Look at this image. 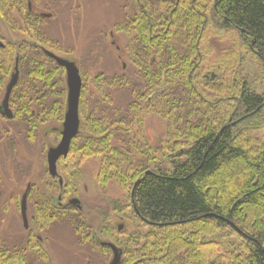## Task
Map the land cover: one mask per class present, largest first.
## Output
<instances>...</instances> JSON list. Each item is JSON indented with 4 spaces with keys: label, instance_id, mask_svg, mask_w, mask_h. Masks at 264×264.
<instances>
[{
    "label": "trees",
    "instance_id": "16d2710c",
    "mask_svg": "<svg viewBox=\"0 0 264 264\" xmlns=\"http://www.w3.org/2000/svg\"><path fill=\"white\" fill-rule=\"evenodd\" d=\"M210 3L219 26L236 30L264 61V0H129L123 20L109 32L111 39L115 33L126 39L128 74L95 71L105 56L101 38L79 63V133L58 162L61 189L53 180L44 187L62 201L78 198L82 167L95 162V186L103 197L111 184L129 190L133 212L148 230L121 243L112 240L124 249L119 264H264V146L250 155L247 146L236 142L233 123L215 127V109L203 104L204 92L196 84ZM36 4L0 0V17L21 35L14 43L0 38V95L16 67L18 82L9 107L29 145L42 126L61 125L65 111L64 70L42 50L63 57L73 53L49 36L52 14ZM117 92L127 96L121 107L114 100ZM238 100L246 115L264 124V95L243 88ZM151 115L161 119L166 131L167 142L157 147L139 135ZM54 136L58 141L59 134ZM177 141L183 148L170 154V167L164 169L169 143ZM29 199L41 207L36 218L46 226L70 223L81 245L89 243L106 255V249L91 242V225L80 212L53 207L34 187ZM101 229L113 239L105 212ZM224 232L240 239L243 250L222 241ZM9 252L0 250V264L24 263L22 249L4 255ZM41 258L48 262L47 256Z\"/></svg>",
    "mask_w": 264,
    "mask_h": 264
},
{
    "label": "rangeland",
    "instance_id": "374dc122",
    "mask_svg": "<svg viewBox=\"0 0 264 264\" xmlns=\"http://www.w3.org/2000/svg\"><path fill=\"white\" fill-rule=\"evenodd\" d=\"M30 2L36 4L35 0H30ZM128 2L129 0H40L36 7L38 10L52 14V18L48 20L49 36L65 47L73 48L72 55L65 58L74 60L79 68V63L85 58L90 45L93 41L101 38L105 47V56L95 71H101L107 75H120L128 74L130 69L124 53L126 39L122 34L117 33L113 34L111 39L109 32L113 31L115 23L123 20L127 11L125 6ZM206 7L208 32L201 42L203 52L196 74V84L199 90L204 92L203 104L215 109L218 122L214 126L220 127L233 123V136L236 142L247 146L251 155L264 146V124L261 123L259 117L244 113L238 100V92L245 88L249 92L264 95V61L250 50L248 42L243 40L236 30L222 29L219 26V19L211 12V3ZM11 17L16 22L14 12ZM20 36L19 33L11 31L7 23L0 17L1 39L14 43L20 39ZM111 41L114 42L113 45ZM122 67H125L124 70ZM1 99L0 95V101ZM126 99L125 93L114 94L115 103L119 107L124 105ZM10 127L11 124L7 125V129L17 142V153L14 158L15 164L10 166L4 164V170L0 171L4 173L3 179L0 180L2 191L0 208L2 204L10 208L7 214H0V221H3L0 224V246L10 248L14 244L16 248L20 249L23 247L21 237L24 231L19 211H16L15 207L12 209L13 206L9 205V195L10 193L14 194L18 205L27 182H30L36 191L40 190L44 183H50L49 177H44L42 169L45 170L47 167V150L58 142L54 131H60L61 125L50 123L41 127L36 141L32 145L24 140L20 125L16 124ZM136 134L138 135L137 131ZM139 135L145 137L152 146L157 147L159 144L167 142L163 122L154 115L145 118ZM169 147L167 157L161 161L164 169L170 167L169 162L172 157L183 148L180 141L170 142ZM43 158L45 167H41ZM28 167L27 173L25 168ZM95 171V162H89L82 167V180L78 196L81 205L80 214L91 225L90 235L96 236L98 241L112 242V240H116L121 243L125 237L146 232L148 228L142 226L139 218L133 212L129 190L124 191L116 184H111L106 189V197H103L104 194L95 186ZM104 212L107 213L109 226L114 232L113 239H109L102 233V213ZM118 224L124 227L117 230ZM4 228H8L9 236L13 235L14 240L4 234ZM72 228L70 223H57L49 232L42 235L50 259L49 264H108L110 262L112 254L108 256L105 252L106 255L102 256V252L92 248L89 243L81 245ZM224 233L226 234H222V236L226 237H223L222 241L229 240L234 244V247L237 245L238 251L243 250L244 243L240 239L227 235L228 232ZM118 246L122 248L121 244ZM31 264H33L32 261Z\"/></svg>",
    "mask_w": 264,
    "mask_h": 264
},
{
    "label": "flooded vegetation",
    "instance_id": "af4514ba",
    "mask_svg": "<svg viewBox=\"0 0 264 264\" xmlns=\"http://www.w3.org/2000/svg\"><path fill=\"white\" fill-rule=\"evenodd\" d=\"M13 73H14V71L10 74V76H9L7 82H6V86L9 83V80H10L11 75ZM6 86H5V88H6ZM4 94H5V89H4V93H3L2 99L0 101V107L2 105ZM8 112H9V116H7L4 112L2 113V110H0V171L4 170L5 165L10 166L12 164L13 165L15 164V159L14 158L16 157V153H17V142L14 139L15 137H13L10 134L9 130L7 129V125L11 124V127L13 125H16L14 123L15 120H14L13 111L9 107V100H8ZM39 132H40V130H39ZM54 132L57 134L59 131H54ZM58 134H59V137H60V133H58ZM59 140H60V138H59ZM59 140H58V142H59ZM60 160L61 159H59L57 161V163H56V172H57V176L56 177L52 178V177L49 176L48 167L45 168L46 172H45L44 169H42L43 170L42 172H44V177L45 176H47V178L49 177V179L53 180V182L57 183L59 185L60 189H61L63 177H62L61 173H59V171H58V162ZM46 164H47V161H46ZM46 164H45V160L43 158V162H42L41 167H43V166L45 167ZM25 169H26L25 172L28 173L29 167L25 168ZM3 176H4V173L0 172V180L3 179ZM43 179H45V178H43ZM44 185H45V183H44ZM44 185L37 192L45 194L47 196V198L49 199V201L51 202L53 207L58 208V209H74V210H76V211L81 213V205H80V203H79V207L77 205H73L72 204L73 200H78L77 197H70V198L66 199L65 201H62V197L60 195H56L54 193H51V192L47 191L46 188L44 187ZM33 187L34 186L30 182H27V184L25 186V189H24V192H23V194L20 197L18 205L16 204V200H15L14 194L10 193V195H9L10 204L9 205L13 206L12 209L15 207V210L19 211V214H20L21 198L26 193V212H25L26 223H23V220H22V217H21V214H20V218H21V222H22V230L24 231V234L21 237V239L23 240V247L20 248V249L23 250L21 256H26L25 259H24V263L23 264H31V261L33 262V264L34 263L35 264H49L50 259H49V256H48L47 252H46V248H45V244L46 243H45V239L42 237V235L46 234L47 232H49L51 230V228L57 223L55 222V223H52L51 225L46 226L45 222L42 219L38 220L36 218V210L40 209L41 207L39 205H37L36 203L33 204L30 201V199H29V193H30V191L32 190ZM1 192L2 191L0 189V199L2 197V193ZM42 209H43V207H42ZM9 210H10V208H7V205H5V204L3 205L2 204V207L0 208V214H2V213L7 214L9 212ZM2 222L3 221H0V224H2ZM119 227H121V229H122L124 226L121 225V224H118L117 225V230H119ZM4 230H5L4 234L8 235V237L10 239L14 240V236L13 235L9 236L8 228L7 229L4 228ZM90 240H91L92 243H94L96 246H98V248L100 247L101 249H104V250L106 249L108 256H111L112 253H111L110 249L101 245V243H103L105 241H98L97 237L93 236L92 234L90 236ZM110 243L113 244V242H110ZM113 245H115V243ZM115 246L121 250V256H122L123 253H124L123 248H121L118 245H115ZM15 248L16 247H15L14 244H12L10 246V248H3L2 246H0V250L10 251L9 253L4 254L5 256H11L12 252L14 250L19 249V248H16V249ZM1 255L3 256V253H1L0 256ZM41 256H47L48 257V262H45V260L42 259Z\"/></svg>",
    "mask_w": 264,
    "mask_h": 264
},
{
    "label": "water",
    "instance_id": "95a60500",
    "mask_svg": "<svg viewBox=\"0 0 264 264\" xmlns=\"http://www.w3.org/2000/svg\"><path fill=\"white\" fill-rule=\"evenodd\" d=\"M48 17V15H44ZM3 45L0 42V48ZM42 53L51 59L58 67L64 70V81H65V88H66V102H65V111L63 121L60 127V140L54 147H51L47 150L46 153V161L48 167V174L50 177L54 178L57 175L56 172V163L59 159L65 158L68 154L71 141L78 135L79 133V99L80 93L82 89V80L80 77L79 68L74 60L69 58H64L55 55L54 53L42 50ZM18 81V71L17 68H14V73L11 75L9 83L5 88V94L2 101V105L0 110L2 113L4 112L7 116H9L8 112V100L10 98L11 92L13 88L16 86ZM150 172H146L145 175H149ZM136 185V183H135ZM73 205H77L79 207L78 200L72 201ZM26 193L22 196L20 202V214L23 220V223H26ZM121 227H119V230ZM102 246L107 247L110 249L112 253V259L110 260L109 264H119L121 261V250L117 248L110 242H103L101 243Z\"/></svg>",
    "mask_w": 264,
    "mask_h": 264
}]
</instances>
